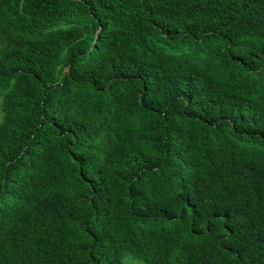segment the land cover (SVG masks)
I'll return each mask as SVG.
<instances>
[{"label":"trees","instance_id":"1","mask_svg":"<svg viewBox=\"0 0 264 264\" xmlns=\"http://www.w3.org/2000/svg\"><path fill=\"white\" fill-rule=\"evenodd\" d=\"M0 264H264V0H0Z\"/></svg>","mask_w":264,"mask_h":264},{"label":"clouds","instance_id":"2","mask_svg":"<svg viewBox=\"0 0 264 264\" xmlns=\"http://www.w3.org/2000/svg\"><path fill=\"white\" fill-rule=\"evenodd\" d=\"M0 186L1 188L12 190L17 195H20L22 191L20 180L17 178H13L12 174L3 173L2 175H0Z\"/></svg>","mask_w":264,"mask_h":264},{"label":"rangeland","instance_id":"3","mask_svg":"<svg viewBox=\"0 0 264 264\" xmlns=\"http://www.w3.org/2000/svg\"><path fill=\"white\" fill-rule=\"evenodd\" d=\"M1 118H2V111H1V99H0V122H1ZM139 264V262H136Z\"/></svg>","mask_w":264,"mask_h":264}]
</instances>
